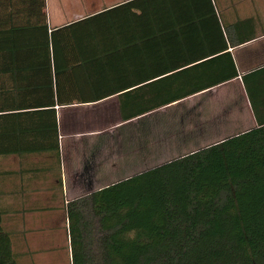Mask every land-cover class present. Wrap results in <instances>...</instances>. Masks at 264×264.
<instances>
[{
    "label": "crops",
    "instance_id": "0c3cea01",
    "mask_svg": "<svg viewBox=\"0 0 264 264\" xmlns=\"http://www.w3.org/2000/svg\"><path fill=\"white\" fill-rule=\"evenodd\" d=\"M133 1L0 0V117H19L2 141L15 152L0 154V211L17 264H72L69 204L169 162L195 133L257 126L243 78L264 67V0H177L154 40ZM231 62L237 78L123 120Z\"/></svg>",
    "mask_w": 264,
    "mask_h": 264
},
{
    "label": "trees",
    "instance_id": "16d2710c",
    "mask_svg": "<svg viewBox=\"0 0 264 264\" xmlns=\"http://www.w3.org/2000/svg\"><path fill=\"white\" fill-rule=\"evenodd\" d=\"M179 5L177 0H136L124 7L138 12L131 14L137 25L151 21L158 31L154 40L161 17L174 15ZM221 49L226 52L228 46ZM7 54L16 57L15 45ZM237 76L231 62L230 72L217 81L196 87L185 82L188 91L183 95L154 96L152 106L134 113L122 111V118L133 120ZM243 84L255 128L68 205L72 264H264V67L246 75ZM45 104H50L48 110L56 106L53 99ZM18 120L17 113L0 117V122L10 121L13 127L0 130V154L15 152L2 141L16 136ZM0 264H17L2 228L1 211Z\"/></svg>",
    "mask_w": 264,
    "mask_h": 264
},
{
    "label": "rangeland",
    "instance_id": "374dc122",
    "mask_svg": "<svg viewBox=\"0 0 264 264\" xmlns=\"http://www.w3.org/2000/svg\"><path fill=\"white\" fill-rule=\"evenodd\" d=\"M205 116H207V115H205ZM223 124H221L220 125V127L222 126ZM219 127V126H218ZM217 127V128H218ZM228 127V126H227ZM229 128V130L228 131H226L225 133H223V131L222 130H220V129H217V130H215V127H212V128H210L206 133L208 134L207 136H205V138L203 139H201L202 141L199 143V138L200 137H197V134L195 133L194 134V140H192L194 143H192V145L191 146H187V147H185L184 148V150H182L181 152H179V153H172V154H169L168 156H167V158L164 160V161H171V160H173V159H176V158H178V157H181V156H183V155H186L187 153H190V152H192V151H195V150H197V149H201V148H204V147H207V146H209V145H211V144H214V143H216V142H219V141H221V140H223V139H225V138H228V137H230V136H233V135H235V134H238V133H240V132H243V131H245V130H247V129H238V130H236V129H232L231 127H228ZM197 132V131H196ZM186 133H188L189 134V130L188 131H186ZM195 144V145H194Z\"/></svg>",
    "mask_w": 264,
    "mask_h": 264
}]
</instances>
